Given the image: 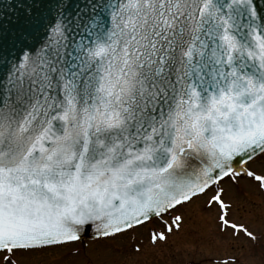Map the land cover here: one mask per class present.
Returning a JSON list of instances; mask_svg holds the SVG:
<instances>
[{
    "label": "snow or ice",
    "instance_id": "1",
    "mask_svg": "<svg viewBox=\"0 0 264 264\" xmlns=\"http://www.w3.org/2000/svg\"><path fill=\"white\" fill-rule=\"evenodd\" d=\"M17 6L0 19V264L145 228L120 264L207 243L211 264H255L234 246L259 238L245 197L264 203V4ZM195 218L214 229L189 238Z\"/></svg>",
    "mask_w": 264,
    "mask_h": 264
},
{
    "label": "rangeland",
    "instance_id": "2",
    "mask_svg": "<svg viewBox=\"0 0 264 264\" xmlns=\"http://www.w3.org/2000/svg\"><path fill=\"white\" fill-rule=\"evenodd\" d=\"M257 169L259 170V166ZM245 199L247 203L239 215L243 221L252 222L259 238L254 245L245 244L243 247L235 245L234 248L241 259L248 257L251 250L254 253L252 258L255 264H264V224H262L264 203H262L261 195L255 191L250 192ZM214 225L215 221L211 218L208 220L195 218L186 226V235L199 233L206 236L214 229ZM134 235L135 239H132L133 234L130 233L116 242L85 239L83 243H86V247L83 248L86 253L82 251V244L77 242L61 248L48 249L42 253L17 254L16 260L17 264H120L128 256L131 244L143 240L147 245L146 228L136 230ZM113 249H118V251H112ZM219 254L220 249L214 243H207L200 247L187 246L186 250L181 252L164 248L154 256L138 259L141 264H211L214 257Z\"/></svg>",
    "mask_w": 264,
    "mask_h": 264
},
{
    "label": "water",
    "instance_id": "3",
    "mask_svg": "<svg viewBox=\"0 0 264 264\" xmlns=\"http://www.w3.org/2000/svg\"><path fill=\"white\" fill-rule=\"evenodd\" d=\"M260 3L264 4V0H259ZM9 4H18V0H0V19L15 22L16 18L20 15L19 7H8ZM83 237H92L91 232L84 235Z\"/></svg>",
    "mask_w": 264,
    "mask_h": 264
}]
</instances>
